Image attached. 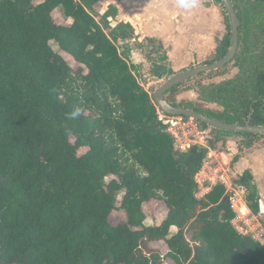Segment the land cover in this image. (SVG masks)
Listing matches in <instances>:
<instances>
[{
  "label": "trees",
  "instance_id": "obj_1",
  "mask_svg": "<svg viewBox=\"0 0 264 264\" xmlns=\"http://www.w3.org/2000/svg\"><path fill=\"white\" fill-rule=\"evenodd\" d=\"M215 1L226 31L205 63L230 46L228 16ZM231 1L239 21L230 62L236 73L207 83L203 77L224 74L229 63L200 73L164 99L224 123L244 125L251 115L250 124L264 125V0ZM96 3L0 0V264H264V245L230 224L224 187L199 198L195 179L218 142L237 136L240 152L264 136L197 121L211 138L178 149L154 89H144L140 66L130 62L131 26L112 27L107 17L114 10L99 14ZM133 42L147 48L150 79L175 73L154 39ZM178 89L194 90L196 101L169 99ZM234 183L258 215L250 172ZM151 201L166 208L156 225L145 224L143 205ZM114 210L125 219L112 224Z\"/></svg>",
  "mask_w": 264,
  "mask_h": 264
},
{
  "label": "crops",
  "instance_id": "obj_2",
  "mask_svg": "<svg viewBox=\"0 0 264 264\" xmlns=\"http://www.w3.org/2000/svg\"><path fill=\"white\" fill-rule=\"evenodd\" d=\"M110 8L114 10V16L107 17L109 24L112 27L119 22L129 24L133 30L132 42L154 39L161 45L168 66L175 73L205 64L226 31L223 9L215 0H97L95 5L99 14ZM257 142L239 152L236 142L228 137L225 144H229V152L210 149L209 154L212 161H217L228 171L233 181L244 170L250 172L259 195L257 216L264 225V144ZM236 155L238 158L233 165L231 157ZM205 172L208 170L201 169L198 178L207 176ZM203 184L201 194L204 195L212 186L208 180Z\"/></svg>",
  "mask_w": 264,
  "mask_h": 264
},
{
  "label": "built area",
  "instance_id": "obj_3",
  "mask_svg": "<svg viewBox=\"0 0 264 264\" xmlns=\"http://www.w3.org/2000/svg\"><path fill=\"white\" fill-rule=\"evenodd\" d=\"M160 119H162L166 131L173 138L178 149L185 150L191 144L205 145L202 135L206 133V129H202L196 120L173 115H164ZM201 169L208 170V172H205L207 176L201 178L197 177L199 172L196 174L195 179L199 187L196 196L199 198L204 196L201 194V188L205 180H208L211 186L221 184L224 187V193L228 195L230 207L234 212L230 224L239 234L249 236L254 241L264 245V225L258 216L247 207L243 197V188L235 185L232 176L217 161L211 160L209 152ZM208 173L212 175H208ZM239 188L241 194L238 192Z\"/></svg>",
  "mask_w": 264,
  "mask_h": 264
},
{
  "label": "water",
  "instance_id": "obj_4",
  "mask_svg": "<svg viewBox=\"0 0 264 264\" xmlns=\"http://www.w3.org/2000/svg\"><path fill=\"white\" fill-rule=\"evenodd\" d=\"M223 8L228 16L229 26H230V46L226 54L219 60L196 65L188 69L174 73L160 83L152 91V99L157 107V109L164 115L173 116H185L187 118L194 119L196 121L202 122L211 128L225 131L233 132H244L264 136V125H252L249 120L251 115L244 125L239 124H228L220 120L207 116L201 112L194 109L184 108L180 106L172 105L164 99V94L172 87L190 79L194 78L200 73H207L213 70H217L224 65L230 63L234 58L238 49V26L239 21L235 9L233 7L231 0H221ZM153 82L157 83L158 79L154 78Z\"/></svg>",
  "mask_w": 264,
  "mask_h": 264
},
{
  "label": "rangeland",
  "instance_id": "obj_5",
  "mask_svg": "<svg viewBox=\"0 0 264 264\" xmlns=\"http://www.w3.org/2000/svg\"><path fill=\"white\" fill-rule=\"evenodd\" d=\"M53 16L57 22L65 23L64 20L60 17L58 11H54ZM111 23H112V21H111ZM50 43H51L52 48L54 50H57L56 44L54 42H50ZM130 43H132L130 48L133 50L132 55H130V62L140 66L139 67L140 73L138 76L139 82L141 83V85H143L145 90L151 91L152 89H155L153 87L150 88L151 86H154V87L158 86L165 79L160 80V82H158V84H156L154 82V83H152V85H150V83L153 81V79H150V77L147 74L148 61L146 58H143V57H145V51L147 50V48L146 47L141 48L135 42H130ZM236 71H237V69L231 63H229L228 66L226 67L225 71H224V74H221V75L214 74L210 78L203 77V82H205V83L217 82V81H220V80L225 79V78H230L236 73ZM142 74H143V76H142ZM151 94H152V92H151ZM168 97H169V99L174 100L175 102L187 101L189 99H193L196 101V92L194 90L185 92L183 89H178L175 93L170 94ZM200 103L204 106L209 107V108L219 109V107L215 104H205L202 102H200ZM158 113H159V117L163 118L164 115L159 110H158ZM202 138L204 139L203 142H205V140H206V142H205V144H206L207 140H209L211 138V133H210L209 129H206V133H204L202 135ZM229 139H232L233 141L236 142V140H239V137L232 136V137H229ZM257 143H259V145L264 144V138H262ZM227 146H229V144L228 145L227 144L222 145L221 142H218L216 149L221 150V151H225V152H229L227 150ZM231 158H233V157H231ZM231 163L232 164L234 163L233 159H232ZM232 167H234V166H232ZM233 171H235V170H233ZM239 190H240V188L238 189V192H239ZM244 192H243V197L245 195ZM239 193L241 194V192H239ZM121 196H122V194H119L117 196V199L120 200ZM143 210L146 214V219H145L146 225L158 224L162 220L163 216L166 214L165 206L162 203L157 202V201H151L149 203L144 204ZM124 219H125L124 213L120 210H114L110 215V221L112 224H116L118 222H121ZM175 231H176V228L172 227L171 232H175ZM188 237L189 236L187 235V238ZM159 246H160L161 251H164L163 245H159Z\"/></svg>",
  "mask_w": 264,
  "mask_h": 264
}]
</instances>
